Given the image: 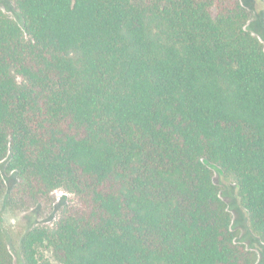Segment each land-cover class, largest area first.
Returning a JSON list of instances; mask_svg holds the SVG:
<instances>
[{
    "label": "trees",
    "instance_id": "16d2710c",
    "mask_svg": "<svg viewBox=\"0 0 264 264\" xmlns=\"http://www.w3.org/2000/svg\"><path fill=\"white\" fill-rule=\"evenodd\" d=\"M11 1L0 200L27 211L64 189L76 204L52 228L29 220L18 247L0 227V264H255L264 33L241 1Z\"/></svg>",
    "mask_w": 264,
    "mask_h": 264
},
{
    "label": "rangeland",
    "instance_id": "374dc122",
    "mask_svg": "<svg viewBox=\"0 0 264 264\" xmlns=\"http://www.w3.org/2000/svg\"><path fill=\"white\" fill-rule=\"evenodd\" d=\"M242 5L250 12L251 20L248 26L255 32L264 33V17L263 8L264 0H240ZM1 9L11 18L19 22L17 11L11 0H0ZM214 171L215 182L223 188V177L219 169L212 168ZM6 183L9 188L17 184V178L15 175H6ZM225 202L230 204L231 199L223 197ZM52 204H40L39 206L27 210V211H12L7 208L6 201L0 200V227L4 229L10 236L13 246L18 247L22 237L27 231L29 220L40 227H54L60 219L61 213L66 206L76 204V198L73 194L67 192L64 189H59L53 193ZM234 218L236 215L233 213ZM237 242L247 240L246 245L248 247L251 243V237L246 235L247 230L235 229ZM256 254L255 264H264V250L252 249Z\"/></svg>",
    "mask_w": 264,
    "mask_h": 264
}]
</instances>
